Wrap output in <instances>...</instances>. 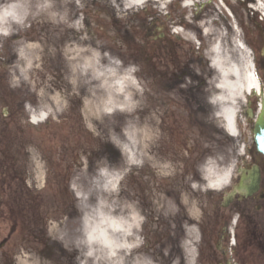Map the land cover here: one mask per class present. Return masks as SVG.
Returning <instances> with one entry per match:
<instances>
[{"label":"rangeland","instance_id":"1","mask_svg":"<svg viewBox=\"0 0 264 264\" xmlns=\"http://www.w3.org/2000/svg\"><path fill=\"white\" fill-rule=\"evenodd\" d=\"M204 3L205 6L198 9H185L175 4H170L166 8L151 2L144 4L142 7H145L149 15L160 24L154 27L153 37L145 35V30L140 27L141 18L132 16L134 9L108 5L106 0H84L77 8L67 10L69 25L59 28L53 43L46 42L47 14H42L43 16L40 15L38 18L35 16V19L30 16L22 27L13 28L12 34L5 39L4 47L0 51V95L7 97L6 101L20 104V113L24 119V123L20 122L13 128L17 130L25 125L24 129L28 132L26 138L32 141L31 143H39V140L33 139L41 132L31 129L27 125L30 124L27 119L43 103H49L52 118H58L61 114L68 118L63 120L58 128H53L58 137L57 143L85 146L88 150L77 157L73 171L71 185L74 206L76 202L77 207L73 208L71 217L57 232L63 240L67 255L72 256L77 251L80 259L77 257L75 259L81 264H106L114 257V255L108 257L107 253L96 247L95 255L88 256L86 246L79 243L84 239L82 230L77 228L83 226L80 214L85 216V213L91 212L96 205L97 196L102 191L101 188L104 186L108 188L105 197L109 200V206L117 211L121 206V187L118 186L120 179L130 190L132 186L145 181L152 187L156 183H153L154 185L150 183L158 180L157 177L168 179L170 191L163 194L156 192L153 195L151 215L160 217L163 214L168 218L169 234L164 238L154 234L156 239L153 237V241L149 239L148 243L152 246L157 243L155 241L158 238L160 245L154 247L155 253L146 250L141 253L139 249L136 260L149 257L153 264L192 263V260H185L183 263L176 250L177 241L181 240V237L178 238L179 231L184 228L195 230L191 221L196 217L192 212H183V203L187 197L181 196L179 190L177 192L172 190L175 184L172 178L178 174L179 167L177 162H174L177 161V155L173 154V150L175 151L174 148L180 144H191L189 139L192 138L199 139L206 152L228 146L220 125L216 126L213 123L218 106L207 101L208 93L216 90V83L220 82L222 77L232 85H242L249 67L252 70L253 64L251 52L237 35L238 31L235 32V38L227 40L224 39L225 29L220 28V39L215 37V29L211 24V9L216 3L215 0H205ZM165 14L171 15L173 25L183 37L193 38L195 34L201 33L209 45L216 43L220 45L217 53L211 52L208 55L219 61L221 73L214 66L203 64L202 60L196 70L193 65L194 67L188 69L194 71L173 72L172 77L168 78L161 62L158 64V60L151 57L152 61H147L146 54L151 53V47L144 49L142 46L147 45L145 40L148 38V41L152 40L157 44L159 34L166 30L168 23H171L165 18ZM179 18L186 23L189 22V28L179 29L180 24L177 22ZM145 19L149 22L148 17ZM96 20L106 26L107 30L104 33L99 30L100 25L95 23ZM126 20L138 23L137 35L134 33L132 37L122 35L126 34L123 30V27L127 26L123 24ZM113 23L118 24L117 30L109 29L113 27ZM17 32L22 35L21 41L39 39L44 43V47L40 48L37 63L23 74H14L13 71L19 54L16 52L17 47L11 45V42L19 39L13 36ZM80 41H85L81 44L83 49L100 51L102 59L98 63V69L102 72L101 77L76 69L73 59L77 52L74 49L70 50L72 49L70 45L74 46ZM26 43L30 44L32 41ZM238 43L243 44L245 50L239 49ZM157 46L161 50V45ZM127 73L135 84L134 92L127 91L133 93L131 95L133 103L129 105L111 103V106L107 107L110 96L124 95L126 90L123 88L126 86L124 78L127 77ZM19 77L28 82L30 77V84L17 82ZM202 79L206 80L205 83L198 86ZM169 116L170 118H167ZM167 126L168 132L164 130ZM179 149H182V145ZM131 155L136 156L138 164H129ZM109 181L113 183L110 184ZM113 184L116 185L114 190ZM137 196L141 197L139 194ZM192 206V202L186 205L188 208ZM139 213L142 216L140 211ZM185 216L186 221L182 220ZM134 231L139 233L140 228ZM189 236L194 240V231ZM163 243H166L164 248ZM132 255L133 252L129 251L125 253V258L131 260Z\"/></svg>","mask_w":264,"mask_h":264},{"label":"flooded vegetation","instance_id":"2","mask_svg":"<svg viewBox=\"0 0 264 264\" xmlns=\"http://www.w3.org/2000/svg\"><path fill=\"white\" fill-rule=\"evenodd\" d=\"M258 2L264 1L220 0V13L215 7L212 10L216 35L220 26L225 27L227 38L233 37V27L240 28L253 54L258 89L240 108L236 135L226 139L228 146L217 155L220 161L216 169H231L226 183L203 197H194L198 209L196 264H264V20L252 7ZM170 32H164L161 40L167 71H192L188 67L201 64V55L209 44L182 40ZM16 115L0 110V264H18L23 251L39 259L45 253L48 259L60 249L50 228L53 220L65 212L67 185L73 180V150L69 146L57 145L54 139L49 145L11 143L9 127ZM31 148L39 169L29 160ZM204 168L194 163L183 167L182 172L190 174L184 182L200 185ZM241 181L244 187L239 191L236 187ZM182 190L192 194L185 186ZM158 225L162 231L166 228L163 220ZM149 226L146 216L143 236ZM64 260L69 264L68 258Z\"/></svg>","mask_w":264,"mask_h":264},{"label":"bare ground","instance_id":"3","mask_svg":"<svg viewBox=\"0 0 264 264\" xmlns=\"http://www.w3.org/2000/svg\"><path fill=\"white\" fill-rule=\"evenodd\" d=\"M83 1L84 0H24L25 3L30 5V14L26 19H28L30 16L35 19V16H37L38 18V16L42 14H47L45 26L46 30L48 31V40H46V42L53 43V41L56 40V36L58 35L57 33L60 30L59 28H65L67 25H69V9L77 8L78 4H82ZM172 1L173 0H106L108 5H114L116 7L122 8H135L147 4L149 2L153 4H159V6H161L168 4ZM11 2H13V0H0V6L6 7ZM179 2L184 8L200 7L204 5L203 0H179ZM37 5H50V7L41 9L38 8ZM258 7L264 12V5L261 4ZM51 13H55L54 18L50 15ZM0 14H2V10H0ZM70 15L72 16V14ZM20 27H22V24L13 25L10 29H8L7 18L0 19V44H2L0 46V51H2L4 47L5 39L12 34V29H18ZM5 29H8L7 34H5ZM13 36L19 38L11 42V45L17 47L16 52L18 51L19 54L16 64L13 66V71L14 74H23L25 71L29 70L30 68H32V66L37 63V57L40 55L42 46L44 47V43L40 42L39 39H26V41H21L20 38L22 37V35H20L19 32H17ZM27 41H32V43H26ZM84 42L85 41H80L77 42L74 46L70 45V47L72 48L70 50L74 49L77 52L73 59L75 67L78 71L81 70L79 66L84 63L85 58H90L93 52L98 53V57L96 61H94V67L84 72L86 74L91 72V74L95 77H101L102 72L98 69V63L102 59L100 51L98 49H92L91 51L83 49L81 44ZM237 46L239 49L245 50L242 44L238 43ZM219 49V44L214 45L212 48L214 53H217ZM16 52L14 53V55L16 54ZM212 64L221 73L219 61L213 59ZM108 73L109 71L107 72V74ZM28 78L31 80L30 77ZM30 80L28 82L23 77H19L17 82L30 84ZM124 82L126 83V86L123 87L126 88L124 95H116L115 97L110 96V99H108L109 103L107 107L111 106V103L123 105H129L133 103V98L131 97L133 93L131 94L130 92H127L128 90H131L133 92L135 90V84L132 83V77L129 73H127V77L124 78ZM104 85L105 87H107V83H105ZM254 85L255 77L249 67L245 81L242 83V85H232L226 80H224L222 77V80H220V82H218L216 85L217 90L211 93L210 100L215 101L219 104L221 108L220 114L223 118L224 125L228 132L234 133L233 116L238 108V104L242 99L241 93H246ZM50 107L51 105L49 103H43L41 107H39L36 112L31 115V120L34 122L42 120L45 117L46 113L50 111ZM130 159L135 160L136 156L131 155ZM225 176L226 174L214 175L212 176L213 182H215L216 185H219L221 181L225 178ZM207 181L209 182L208 179ZM109 182L110 184L113 183V181ZM101 190L102 191H100V194L97 196L96 205L94 206V208L97 207L99 201L103 200L105 201V204L111 208V211H105L103 217L100 215H94L85 218L83 228L84 238L85 228H87L88 232L92 233L98 239L106 241L111 246V249L115 252V255L114 257H112L113 260H111L109 263L107 262L108 264H137V260L125 262V260H127V258H125V253L132 250V246L129 247V242L133 241L134 238L132 234L129 235L124 231V225L121 220L123 212L119 210L118 213L120 214V216H118L113 210V208L109 206V200H107V198L105 197L106 191H109L108 188L104 186L101 188ZM95 247L100 248V250L104 253H108L109 249L107 247H103L100 244H93V255H95L96 253ZM86 249H88L87 246Z\"/></svg>","mask_w":264,"mask_h":264},{"label":"clouds","instance_id":"4","mask_svg":"<svg viewBox=\"0 0 264 264\" xmlns=\"http://www.w3.org/2000/svg\"><path fill=\"white\" fill-rule=\"evenodd\" d=\"M37 7L43 9L50 7V5H37ZM0 10H2V14H0V19L7 18L8 29H10L13 25H19L24 23V21L30 14V5L25 3L24 0H13V2L8 4L6 7L0 6ZM50 15L53 18L55 17V13H51ZM8 29L4 30L5 34H7ZM97 57H98V53L93 52L90 58H85L84 63L81 66H79L80 69L82 71H86L94 67V61H96ZM138 163L139 161L129 160L130 165L138 164ZM207 172L208 174L206 175L205 178L209 180V186L216 187L217 185L215 182H213L210 170H207ZM115 188L116 185L113 184L112 189L114 190ZM105 211L110 212L111 208L105 204V201L101 200L99 201L97 207L93 208L90 213H85V216L86 218L94 215H100L103 217ZM121 212L126 213V215H123L121 218L122 223L124 225V231L125 233L131 235L133 230L140 228L143 217L140 216L139 211L132 203H128L124 205L123 208L121 209ZM79 243L87 246L88 256L93 255V250H92L93 244H100L103 247H107L109 249L107 253L108 257L115 255V252L111 249V246L106 241L98 239L92 233L88 232L87 228H85V238L82 239ZM131 246L132 245H129V247ZM137 264H153V262L150 258L145 257L142 260H138Z\"/></svg>","mask_w":264,"mask_h":264}]
</instances>
